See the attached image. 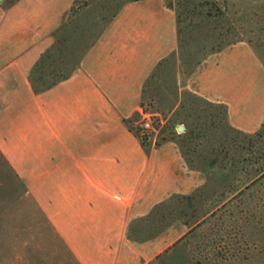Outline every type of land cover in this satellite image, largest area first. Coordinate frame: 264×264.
<instances>
[{"label": "crops", "instance_id": "1", "mask_svg": "<svg viewBox=\"0 0 264 264\" xmlns=\"http://www.w3.org/2000/svg\"><path fill=\"white\" fill-rule=\"evenodd\" d=\"M75 1L0 0V152L79 264H150L196 225L167 221L166 204L205 179L176 139L142 143L128 125L177 49L176 13L165 0L122 2L70 76L36 93L29 72ZM186 88L240 131L264 124V63L245 41L207 55Z\"/></svg>", "mask_w": 264, "mask_h": 264}, {"label": "rangeland", "instance_id": "2", "mask_svg": "<svg viewBox=\"0 0 264 264\" xmlns=\"http://www.w3.org/2000/svg\"><path fill=\"white\" fill-rule=\"evenodd\" d=\"M124 1L74 2L69 22L54 39L56 51L69 48L67 67ZM165 2L176 13L177 49L152 70L128 125L142 143L149 142L137 126L140 112L153 113L159 134L150 143L176 139L205 179L190 195L166 204L167 221L182 216L196 225L150 264H264V124L252 133L240 131L228 123L223 106L186 88L207 55L241 41L264 63V0ZM178 123L191 133L178 131ZM24 188L29 189L0 152V264H79ZM159 213L148 220L151 225Z\"/></svg>", "mask_w": 264, "mask_h": 264}, {"label": "trees", "instance_id": "3", "mask_svg": "<svg viewBox=\"0 0 264 264\" xmlns=\"http://www.w3.org/2000/svg\"><path fill=\"white\" fill-rule=\"evenodd\" d=\"M71 14H72V10H71ZM96 37L94 38V40L96 39ZM94 40L91 41L86 47H84L76 56V59L72 62V64L69 67H67L66 65L69 63L70 58L64 59V57L70 54V53H66L68 52L67 50L69 48H67V50L60 49L59 51H56L57 47L59 46L57 44L58 41L56 39V42L50 48H48L47 50H45L40 54L37 61L35 62V64L33 65V67L29 72L28 79L34 92L38 93L44 91L50 88L51 86H53L58 81H61L69 77L70 74L73 72V70L78 66L80 59L82 58L86 50L92 45ZM228 44H230V42H228ZM188 133L189 132H187L186 130L182 132V134L184 135L185 134L187 135ZM24 191L27 195L31 197V195L28 193L26 188H24Z\"/></svg>", "mask_w": 264, "mask_h": 264}, {"label": "built area", "instance_id": "4", "mask_svg": "<svg viewBox=\"0 0 264 264\" xmlns=\"http://www.w3.org/2000/svg\"><path fill=\"white\" fill-rule=\"evenodd\" d=\"M142 121L137 126V132L143 138L146 136V141H152L155 143L157 141V135L159 130L154 126L155 115L149 112H141ZM161 129V126L159 127ZM144 139V138H143Z\"/></svg>", "mask_w": 264, "mask_h": 264}, {"label": "water", "instance_id": "5", "mask_svg": "<svg viewBox=\"0 0 264 264\" xmlns=\"http://www.w3.org/2000/svg\"><path fill=\"white\" fill-rule=\"evenodd\" d=\"M183 129H184V126L182 124L177 125L178 131H183ZM143 138L146 139V136H144Z\"/></svg>", "mask_w": 264, "mask_h": 264}]
</instances>
